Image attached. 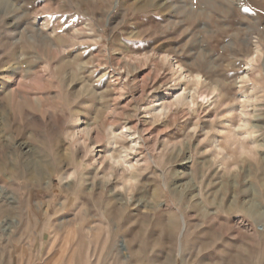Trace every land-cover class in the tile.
<instances>
[{"label": "rangeland", "instance_id": "rangeland-1", "mask_svg": "<svg viewBox=\"0 0 264 264\" xmlns=\"http://www.w3.org/2000/svg\"><path fill=\"white\" fill-rule=\"evenodd\" d=\"M14 70L24 100L10 95ZM68 77L96 99L73 93ZM162 84L195 99L219 86L222 100L207 119L179 103L138 125ZM246 101L264 143V0H0V166L17 158L0 264H264V148L245 139V153L223 130V111L237 125ZM78 117L98 151L110 126L138 125L145 162L131 183L92 167L74 143Z\"/></svg>", "mask_w": 264, "mask_h": 264}, {"label": "bare ground", "instance_id": "bare-ground-1", "mask_svg": "<svg viewBox=\"0 0 264 264\" xmlns=\"http://www.w3.org/2000/svg\"><path fill=\"white\" fill-rule=\"evenodd\" d=\"M32 21L34 23H40V21H42L40 24V28L41 29L48 28L47 21L42 20L41 15L39 16L38 12L32 16ZM80 34L81 31H79L78 29H74L73 35L78 36ZM51 35H54L53 31L51 32ZM258 59H259L258 56H256L254 62L256 63L259 62ZM123 63L126 65L125 66L126 68L127 67L128 69L131 68L134 72L139 73L141 71V67L138 66L137 60H133V61L124 60ZM82 68L84 69L85 66L84 67L81 66V69ZM181 69H182L181 66H178V70L181 71ZM16 74H18V71L14 70L11 74V78H9V82H10L9 86L12 87L10 89V95L14 98L24 100L26 96L19 89V87L16 86L20 84V81L17 78L18 76L15 77ZM180 77L181 74L179 78ZM250 77L251 75H249V78ZM67 79H66L67 81L66 86L73 93L75 94L78 93L83 95L84 99H89L91 97L92 100L96 99V97L94 96L95 94L94 90H92V87L86 85V82L80 81L78 78L75 77L74 79L72 78L69 79V77ZM160 86L156 89V100L150 101L148 103V107L146 109L147 112L146 113L144 112L147 115L142 114L145 117L143 116L141 117V119H139L138 125L143 127L148 122L151 123L152 121H154V118H158L163 116L164 114H168L170 111L173 110L174 106L178 105L179 103H182L183 105L187 106L189 110L191 109V114L194 115L196 118L201 117L200 114L205 113L206 116L204 118L207 119L210 118L211 116L210 113L215 114L217 112L218 106L220 105V102L222 100L221 99L222 91L219 88V86L213 87L210 94L207 95L200 94L198 96V99H195L196 93H194L192 89L190 91H187L186 88L179 87L180 85H178L179 89L176 90H174L175 89L174 86H170L168 84H162ZM152 99L153 98H151V100ZM244 105H245L244 108L240 110L239 113L240 116L238 118L237 125L232 124L234 118L232 111L235 110L231 108V109H225L223 111L226 112L227 114H230L229 115L230 118L226 121L227 125L224 127L223 130L225 131V133L228 134L232 146H238L243 150L242 143L243 140L246 139L249 142V145L253 147V150L258 149L259 147L264 148V146L262 145L264 144L263 138H260V136L257 135V133L260 132L261 131L260 129L262 128L260 126L261 117L258 115L250 117L249 116L250 114L246 110V108L250 106V102L246 101ZM109 116L111 117L110 119L112 120L115 118L111 114ZM81 120L82 118L78 119L79 121L78 129L74 134L75 135L74 143L76 144L77 147L83 148V150L85 151H89V155L92 156V161H93L92 167H94L97 172L98 171H101L103 173L107 172V181L109 182L110 179H113L115 180V182L119 180L121 182L131 183L133 173L139 166V163L145 162V159L143 158L142 155V151H143L142 148L143 145H145L146 143L143 138V135L141 136V134L137 130L138 125L137 124L132 125L133 122L131 123L129 121H125L123 125L118 129L112 128L110 126L108 132V134H110L109 139L105 143V146L98 151L96 150V148H98L99 141L95 136H93L91 130L84 127L82 128L83 122H80ZM9 148H13L12 145ZM213 148L219 151L223 150L222 147H220L219 145H215V142ZM250 150L252 151V149ZM250 150L247 152L250 153ZM243 152L245 151L243 150ZM16 160L17 158L15 159L13 158L11 160H5V162H3V164L0 166V178L3 180L2 181L3 184L0 185V209L6 208L12 210L13 207L15 206V202H13V200L11 201V198L9 197L10 195L12 196L14 193L12 191L8 192L9 189L7 185L9 184L11 185V182L13 180V174L16 171L15 167H17V165L14 167L12 165L13 164L12 162L15 163ZM24 167L25 169L30 171L31 176H34L36 174L34 163L29 162ZM226 168L227 167H225L224 169ZM64 179H66L67 182L73 181L77 179V175L75 174V172H72L69 175H65ZM47 185H49V183ZM163 186H165V184ZM109 187L110 184L108 182L106 183L105 181L102 182V187H101L102 191H107L108 189H110ZM88 190L89 192L93 191L91 188H88ZM118 197L119 194H117L116 191H113V189L111 188L110 193H108V199L120 203L119 205L122 208H127V206L131 202V199L127 198L124 200ZM141 202L142 201H139L138 203ZM144 205H146V202ZM64 224L66 223L64 222V220H62L59 222L58 227H62V225ZM0 230L1 231L4 230V224L2 222H0Z\"/></svg>", "mask_w": 264, "mask_h": 264}]
</instances>
